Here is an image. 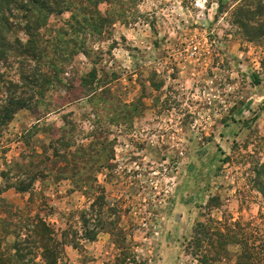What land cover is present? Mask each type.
<instances>
[{"label":"rangeland","instance_id":"rangeland-1","mask_svg":"<svg viewBox=\"0 0 264 264\" xmlns=\"http://www.w3.org/2000/svg\"><path fill=\"white\" fill-rule=\"evenodd\" d=\"M257 1L110 0L85 29L88 14L78 11L76 22L75 3L52 14L39 34L70 48L38 105L20 110L0 138V197L11 208L5 213L0 202V227L10 218L0 250L19 240L11 225L40 217L60 242L59 264H238L244 246L200 248L193 237L199 222L211 221L213 231L227 223L252 242L264 238V36L248 37L252 30L237 22L238 8ZM10 21L0 73L26 86L20 91L39 92L23 74L52 65L19 53L15 38L30 39L26 22ZM65 31V39L78 37L72 47L56 42ZM46 156L72 165L28 192L4 187ZM102 192L106 205L92 213ZM110 207L119 214L109 218ZM99 217L105 227L116 222L121 236L102 229L86 239L84 225ZM64 231H78L79 245L64 241Z\"/></svg>","mask_w":264,"mask_h":264},{"label":"trees","instance_id":"trees-1","mask_svg":"<svg viewBox=\"0 0 264 264\" xmlns=\"http://www.w3.org/2000/svg\"><path fill=\"white\" fill-rule=\"evenodd\" d=\"M109 1L110 0H0V26L2 24V28L0 29V61H7L9 58V53L5 47V40L3 38L5 36L4 27L6 26L7 28H10V25H13L10 20L20 18L22 19V22H26L23 29L26 31L30 39L26 43H23L20 38H15V42L18 43L19 48H23L19 53L26 54L31 57V59H40L41 61H43V58H47L48 63L52 65L50 72H44L43 70L38 69L35 70V72H25L23 74L22 78L28 84L32 83L36 88H41V91L33 94L29 93L26 89L20 91V87L26 86H20L18 82H15L7 74L0 73V138L9 123L14 120L16 114L22 109L33 107L31 105L34 101L36 102L37 95H42L44 93L42 90L44 86L50 85V83L56 79L55 77H59L62 73V70L59 68V63H66L67 56L65 55L68 54L70 47L67 46L61 50L58 45L50 46V41L44 40L41 37L39 30L46 23L48 18L52 14H61L65 11L72 10L71 8H73V4L75 3V8H78L75 13L73 11V15L76 17V22H79L80 14H88V17H83V19L80 20V23L83 25H81L82 29H85V25H89L90 27L95 25L91 22L94 20L93 15L97 14L98 5L102 2ZM250 6V8H245L243 6L238 8L243 19H238L237 22L242 27H248L252 30L247 31L250 32L247 34L248 37L252 39L261 38L264 36V1L258 0L256 6L252 7V4H250ZM92 9L94 11H92ZM255 11L261 13L256 14ZM81 26H78V28ZM71 28L75 29L73 27ZM68 34L67 31L61 32L59 37L56 38V42L59 44L70 43L72 47L78 37H76L75 40L65 39V36H68ZM44 51L47 52L43 53ZM38 103L39 102L37 101L34 106L36 107ZM35 154L38 157L43 156V154L39 152H36ZM62 160L66 161V167L60 165ZM71 160L78 163H84V165L88 164L84 159L80 161L77 156H73ZM71 165L72 163L70 162V159L67 160L66 157L61 156L60 160L54 161L49 156H46L38 164L33 163L29 166L20 168V172L17 175V180H15V182H12V178L7 176L8 181H6L4 187H14L19 192H28L34 187L37 179L50 175V173L53 172H57L58 175L64 172L67 173V169ZM82 181L84 180H78L79 183H82ZM3 189L4 188L0 186V195L1 192L4 191ZM259 190L264 194V187H261ZM0 202L2 203V206L8 209L5 213H10L11 208L9 209V205L6 201L0 197ZM105 205L106 199L102 192L101 195L96 196V200L92 203V213L95 206H99L103 210ZM98 213L100 215L103 211ZM108 213L110 214L109 218H112V215L117 216L119 214L116 207L108 208ZM21 222L20 225H11L14 226L16 228L15 231L19 233V240L13 245L0 250V264H59V258L57 255L58 250L57 248L55 249V245H59L60 242L57 241L54 229L50 223L40 217H29ZM3 223L5 226L3 228L0 227V233L2 232V234L7 235L10 233L8 231V228L10 227V218L3 220ZM109 224V226L105 227L102 218L99 217L95 227L90 228L89 225H84L86 239L94 240L102 229H111L112 233L119 238L122 234L121 228L116 222L112 221ZM77 233L78 231H64L62 239L78 246ZM194 233L193 241L196 246L200 248L205 243H207V245L218 243L219 246H223V248L230 243H236L244 246L238 264H244L245 262L264 264V244H257V241L264 242V238L261 235L254 236L259 239H255V241L252 242L253 235L249 234L241 226L232 229L227 223H224L223 227H216V230L213 231L211 221L210 224L199 222ZM39 257L41 258L38 260Z\"/></svg>","mask_w":264,"mask_h":264}]
</instances>
